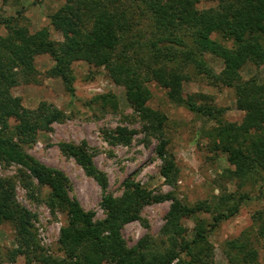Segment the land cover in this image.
<instances>
[{"label":"trees","instance_id":"trees-1","mask_svg":"<svg viewBox=\"0 0 264 264\" xmlns=\"http://www.w3.org/2000/svg\"><path fill=\"white\" fill-rule=\"evenodd\" d=\"M204 1L211 6L198 9V0H64L63 6L48 18L61 41L50 39L46 29L30 33L24 27L10 26V19L0 22L7 30L0 36V161L15 163L29 178L48 186L47 205L65 215L57 240L60 256L37 253L32 215L15 201L12 182L0 178V224L8 222L14 231L15 248L9 251L10 261L17 254L31 253L39 264H211L208 235L220 221L235 215L240 203L253 198L251 195L220 196L221 204L215 214L208 223H203L196 215L209 211L204 201L188 205L171 193L153 194L128 181L120 196L101 197L104 217L94 220L92 213L83 211L68 196L67 178L39 164L20 146L31 143L38 132L49 131V126L61 119V112L45 102H39L32 110L10 109V89L20 79L25 78L21 82L26 83L36 76L35 56L51 58L54 66L48 76L59 79L71 97L73 62L102 68L112 84L123 88L125 99L140 123L159 138L156 146V154L162 161L159 175L171 185L177 170L165 151L167 142L162 132L165 118L146 105L149 99L146 84L154 82L165 90L173 104L216 122L211 132H207L208 149L225 156L234 168L229 174L232 179H240L242 184L250 181L253 185L257 181L256 195L260 196L264 190V80L256 77L244 80L239 71L244 65L264 70V0ZM205 54L221 60L218 74L206 66ZM186 68L211 79L215 86L233 90L235 108L243 113L238 127L217 120L221 110L206 102L199 103L200 99L206 100L204 95H182V82L190 79ZM9 119L15 124L9 135L4 136ZM131 135L132 131L117 128L105 137L111 144L127 145ZM58 147L103 187L104 178L93 166L84 142L60 143ZM164 201L170 204L158 231L163 238L159 241L144 238L127 248L120 237L121 227L138 219L144 205ZM183 219L195 223L190 240L185 236ZM252 222H258V233L264 236V209L256 212ZM249 233L242 232L224 243L223 255L228 264H256Z\"/></svg>","mask_w":264,"mask_h":264},{"label":"rangeland","instance_id":"rangeland-1","mask_svg":"<svg viewBox=\"0 0 264 264\" xmlns=\"http://www.w3.org/2000/svg\"><path fill=\"white\" fill-rule=\"evenodd\" d=\"M197 8L205 9L211 4L198 0ZM64 0H0V22L10 19V26L26 28L30 33L46 29L50 39L61 41V35L49 25V16L63 6ZM7 30L0 24V36ZM206 66L215 74L222 69L221 60L205 54ZM36 76L30 82L10 89L11 110L34 109L39 102H45L62 114L59 121L52 123L50 130L38 132L31 143L20 146L27 155L39 164L61 172L68 180L67 193L85 212L93 214L94 220H101L104 213L100 208L101 197L109 195L118 197L126 182H133L151 191L153 194L171 193L181 203L188 205L205 202L208 212H199L196 218L208 223L221 203L218 198L238 194H248L253 198L240 203L238 211L232 217L218 223L214 231L208 235L207 242L212 248L211 264H228L223 251L224 243L242 232H250V249L256 253V264H264V236L259 235L258 222H252L257 211L264 209V190L256 195L253 183H241L240 179L231 178L234 171L225 156L211 153L208 149L207 132L216 126V122L189 112L181 106L170 102L165 90L156 83L149 82L147 106L165 118L163 138L166 140L165 151L173 159L177 176L173 184H166L159 175L162 161L156 154L159 138L143 126L129 107L122 87L112 84L104 75L102 68H91L82 61L71 64L73 76L71 97L64 90L61 81L49 77L47 72L54 62L47 55H38L33 59ZM189 80L182 82V95L202 94L206 102L221 110L217 118L221 122L238 127L243 113L235 108L234 92L222 86H215L211 79L196 75L186 68ZM242 79L256 77L264 80V70L250 65L241 67ZM12 119L4 133L9 135L14 126ZM117 128L132 131L127 145L111 144L105 136ZM2 133V134H3ZM13 142L16 139L13 138ZM84 142L91 161L98 173L104 178L101 187L95 179L87 175L72 157L64 155L58 145L67 143L78 145ZM28 173L15 163L0 161V178L10 180L14 187V199L31 215L35 240L42 255L60 256L58 250L59 229L65 224V215L58 208L51 209L48 203L49 188L38 184L34 179L23 177ZM255 180L257 176L251 174ZM242 185L238 187V184ZM231 201H229V204ZM170 202L144 205L137 216L138 219L124 224L120 229V237L127 248L134 246L141 239L163 238L158 231L163 224V216ZM185 236L190 240L194 235V221L183 219ZM15 248L14 231L8 222L0 224V264H39L31 253L17 254L9 260V251ZM106 264V263H105Z\"/></svg>","mask_w":264,"mask_h":264}]
</instances>
